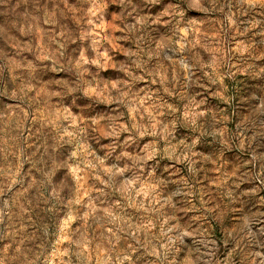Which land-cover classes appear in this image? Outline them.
Returning <instances> with one entry per match:
<instances>
[{
    "label": "rangeland",
    "instance_id": "obj_1",
    "mask_svg": "<svg viewBox=\"0 0 264 264\" xmlns=\"http://www.w3.org/2000/svg\"><path fill=\"white\" fill-rule=\"evenodd\" d=\"M0 264H264V0H0Z\"/></svg>",
    "mask_w": 264,
    "mask_h": 264
}]
</instances>
